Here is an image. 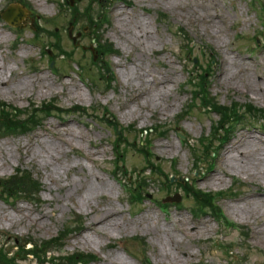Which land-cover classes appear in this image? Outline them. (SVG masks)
Returning a JSON list of instances; mask_svg holds the SVG:
<instances>
[{
    "label": "rangeland",
    "instance_id": "1",
    "mask_svg": "<svg viewBox=\"0 0 264 264\" xmlns=\"http://www.w3.org/2000/svg\"><path fill=\"white\" fill-rule=\"evenodd\" d=\"M10 1L12 0H0V11L6 8ZM27 1L34 12L41 16L37 20L43 27L50 30L57 25L62 46L73 52V59L79 64L77 62L71 64V61L57 57V67L60 69L59 74H55L49 67L43 46L49 45L55 38L51 37L48 31H43L40 32L41 42L39 44L32 42L33 30L29 25L31 20L35 19L33 13L25 15L20 36H17L14 30L16 27L9 26L0 17V30L9 37L7 41L0 42V62L8 63L13 69L12 74L8 72L11 79L19 77L26 82L24 87L13 89L0 85V102L26 108L31 102L40 105L44 101L56 98L59 105L64 108L78 104L84 107L96 106L99 108L98 116L102 115V107L106 106L124 126L133 125L134 130L131 131L129 138L135 140L137 145L143 140L144 135H141L139 130L156 125L170 126L171 130L165 133L166 135H154L152 138L150 152L155 158L154 161L160 164L165 173L175 175L177 181L186 177L192 180L194 174L198 172L196 185L202 190L225 191L236 182L235 186L239 192L223 199L220 205L231 218L249 230L250 238L244 240L241 236V231L247 229L227 230L224 237L213 218L195 216L192 213V198L185 196L183 190L178 189L176 184H165L163 175L154 176L150 185L142 190L151 197H147L143 203L132 205L124 183L133 185L145 178L149 169L142 171L146 166L143 155L130 146L127 154L119 156V169L117 173L114 172L116 154L112 144L115 138L113 129L98 118L80 113L48 117L42 126L28 134L0 136V144L3 143L4 146L0 152V159L4 160L0 164V176H10L16 167L21 166L31 170L43 183L40 202L11 200L7 202L0 196V234L11 240L30 236L40 240L49 239L56 236L67 222L75 218L74 214H79L83 218V230L66 240L64 252L82 251L98 256V260L89 264H103L104 257L110 254L119 255L128 264H142L143 257L150 258L153 264H264V239L259 237L257 239L255 235V227H258L259 220L231 213L234 212L232 206H236V203L242 205L244 200L248 201V194L264 193V180L260 176L248 177L235 168H220L219 162L220 156H228L227 147L237 142L243 143L240 138L243 134H255L264 140L262 126L258 121L238 125L231 140L222 146L214 160L204 157V160L214 161L211 170L207 164L195 168L191 151L178 136L179 133H188L193 145L200 136L210 133L212 122L218 119V116L205 113L201 109L200 114L195 111L179 125L176 123L177 114L191 99L190 87L187 86L188 77L197 76L201 70L199 66H194L192 60L196 58L197 64L203 63L206 66L211 55L207 45L213 46L217 52L211 66L210 78L214 96L222 103L228 104L237 100L240 103L252 102L264 108V95L260 94L259 90V88L264 90V39L260 32L264 23L262 10L264 0L257 2L207 0L215 4L223 14V20L216 22V27L183 15L184 11L191 12L186 9L187 7L195 3L200 4L202 0H185L184 8H181L176 0H173L175 5L173 3L172 6L164 0H117L111 4L100 0L105 6L104 10L109 9L107 15L110 22L102 25L99 30L84 27L88 24L86 19L88 15L93 16L101 11L99 0H76L73 6L65 7L59 5L58 0H45V3L37 0ZM75 6L78 8L76 13L73 12ZM119 8L138 15L144 21L153 38L151 47L144 43L141 44L146 47L145 49L141 44L137 46L128 44L119 36L115 29L118 21L116 11ZM159 12L168 15V22L160 19ZM199 12L200 8L195 10L194 14ZM83 13L87 15L83 16ZM54 18H57L56 22L45 21ZM69 27L72 28L75 43L68 36ZM178 27H184L194 39L195 47L188 55L187 47L182 44L176 33ZM95 35L100 36L102 40L112 41L119 50L117 56L109 58L117 76L111 89H107L103 79H98V66L92 63L88 66L91 48L95 49L97 46L93 39ZM219 35L222 41L217 40L216 36ZM256 37L261 40V44L257 45ZM200 46L204 48L201 49ZM141 52L145 55H141ZM56 53L55 49L52 55L56 56ZM227 59L230 63L235 59L238 63H248V71L231 68L232 81L220 82L219 72L226 69L224 62L226 63ZM66 62L73 66L66 67ZM99 64L104 65L102 62ZM81 65L87 66V72L82 71ZM136 65L141 72L157 78L164 74L176 78V82L170 83L169 94L165 95V100L171 102L168 108L143 101L139 104L131 99L133 96L127 85L126 75L129 73L131 77ZM170 70L175 74L168 72ZM89 75L96 76L97 85L92 83ZM29 78L35 82L31 83ZM196 103V107L199 106V101ZM61 129H66L67 134H59L58 131ZM69 139L71 144L64 143ZM163 144L168 146H162ZM49 147L53 150H49ZM51 153L54 158L50 156ZM91 175L103 178L106 190L103 194L92 197L90 203L84 204L81 191L85 190L82 187L86 186V178ZM216 175L223 178L221 182H212ZM175 193L181 194V201L178 204L171 203L166 211L168 217L174 215L192 225L205 224L212 229L206 234L191 237L184 231L173 228V232L184 242L182 252L176 254V259L173 254L163 259L160 256V236L165 232L162 227L156 230L154 225H146L141 218L150 212L151 216L159 220L161 226L167 224L165 213L160 210L158 203L163 197ZM107 200H111L117 209L123 211L130 224L138 222L141 226L136 230L125 229L120 234L110 235L107 239L84 244L81 240L83 235H98L88 231L87 225L99 216L97 209ZM261 219L264 220V213ZM138 237L145 238L147 245H139L134 239ZM216 240L218 242L222 240L223 245L229 243L233 245L232 257L226 254L225 248L217 244ZM188 252H192L191 257H187ZM23 264L37 262L30 258L23 261Z\"/></svg>",
    "mask_w": 264,
    "mask_h": 264
},
{
    "label": "bare ground",
    "instance_id": "2",
    "mask_svg": "<svg viewBox=\"0 0 264 264\" xmlns=\"http://www.w3.org/2000/svg\"><path fill=\"white\" fill-rule=\"evenodd\" d=\"M44 1L45 0H37ZM166 3L173 5V0H164ZM178 5L181 8H184L185 0H176ZM199 4V3H198ZM197 3L187 7L186 9L191 10V12L184 11L183 15L187 18L199 21L201 20L204 23H208L214 27L215 23L223 20V14L219 11L215 4L209 3L207 0H202L198 5ZM175 5V3H174ZM200 8L198 14H194L195 10ZM123 15L122 18H118L117 31L119 35L126 37L128 44L137 46L141 43H144L147 47L152 46V35L148 32V27L144 21L136 15H132L127 11L119 8L117 10V17ZM121 17V16H120ZM226 18V15H225ZM119 38V37H118ZM128 38V39H127ZM218 41H222L221 36H216ZM9 37L5 34L3 30H0V42L7 41ZM142 45V44H141ZM143 46V45H142ZM145 49L146 47L143 46ZM143 49V50H144ZM141 55H145L144 52H141ZM236 59L230 63V60L227 59L225 64L226 69L224 68L219 72L220 82L230 83L232 81L231 68H236L238 71H248L249 64L246 62H237ZM125 66V65H124ZM135 71L131 77L129 73L127 76V84L131 90V94L135 99H142L144 103H150L152 105L164 106L168 108L171 105V102L165 100V95H168V90L170 88L171 82H176V78L173 75L164 74L162 77H154L148 73L140 71V68L136 65L134 67ZM8 72L12 74L13 69L10 68L8 63L0 62V85H4L7 89H13L14 87H24L25 80L23 78H14L11 79V76L8 75ZM172 74H175L173 71ZM31 83H34L35 80L29 78ZM28 81V80H27ZM28 81V82H29ZM137 88V90H134ZM260 94L264 95V90L259 88ZM67 129V128H66ZM66 129L59 130V134H67ZM243 141L242 144L237 142L231 147H227L226 151L228 156L223 164L227 168H235L236 170L242 172L246 176H260L264 180V140L258 137L255 134L246 133L240 136ZM71 139L64 141L66 144H71ZM63 143V142H62ZM162 146H168L162 145ZM4 149L3 143L0 144V152ZM49 150H53L52 147H49ZM50 156L54 158V155L51 153ZM4 160L0 159V164ZM223 178L218 177L217 175L213 177L212 182L219 181L221 182ZM103 178H97L95 176H89L86 178V186L82 187L85 190L81 191V199L84 204L90 203L92 197L97 196L98 194H103L106 190V185ZM67 185V184H66ZM264 193L259 194H248V201L244 200L242 205L236 203V206H232V210L235 214L246 216L249 219L259 220L258 225V237L264 239V220L261 219L262 214L264 213ZM23 211V209H20ZM98 217L92 219L88 225L87 229L90 232L95 234H88L87 236L83 235L81 240L84 244L88 242H93V240H103L109 238L110 235L117 233L120 234L123 230L132 228L136 230L138 226H141V223L133 222L129 223L123 211L117 209L111 200H107L103 205L97 209ZM11 221V219H10ZM141 221L147 223L146 225H154L156 230L158 228L163 229L165 232L163 236H160V256L165 259L173 254L174 259H176V254L181 251V248L184 245L182 239L177 237V234L173 232V228L178 231H184L186 235L191 237H197L202 234H206L211 231L212 227L205 224H190L186 221L177 218L169 222V224L160 225L159 220L151 216L150 212L144 214L141 218ZM100 245V242L98 243ZM185 252V251H184ZM159 256V257H160ZM192 252L187 253V257H191ZM103 264H128L126 260L116 254L106 255L104 257Z\"/></svg>",
    "mask_w": 264,
    "mask_h": 264
},
{
    "label": "trees",
    "instance_id": "3",
    "mask_svg": "<svg viewBox=\"0 0 264 264\" xmlns=\"http://www.w3.org/2000/svg\"><path fill=\"white\" fill-rule=\"evenodd\" d=\"M20 125V124H19ZM11 128L12 127H17L15 124L14 125H12V126H10ZM22 129H26V126H23L22 125V127H21ZM22 179L24 180V181H31V183L34 185V188L36 189V188H39V184L37 183V182H35V181H33L32 179H31V177L26 173V174H24L23 176H22ZM26 182L25 183H23V185L24 184H26ZM19 186V181H18V176H15V177H13V178H11V179H9V180H6L5 181V187L6 188H8V189H16V188H19L18 187ZM56 241H49V242H45L44 244L46 245V248H48V246H51V245H53L54 243H55ZM36 247H37V245H36ZM45 248V249H46ZM31 252V251H30ZM37 254V253H36ZM5 254L4 253H2V250H0V256L2 257V256H4ZM81 257H82V254H75L74 256H71V257H69L64 263H62V264H76L80 259H81ZM53 264H56L55 262H53Z\"/></svg>",
    "mask_w": 264,
    "mask_h": 264
},
{
    "label": "water",
    "instance_id": "4",
    "mask_svg": "<svg viewBox=\"0 0 264 264\" xmlns=\"http://www.w3.org/2000/svg\"><path fill=\"white\" fill-rule=\"evenodd\" d=\"M17 10H20V8H17ZM15 11L16 9L12 8V9H9L7 12H4L3 15L9 22L14 23L12 20V15L14 14Z\"/></svg>",
    "mask_w": 264,
    "mask_h": 264
}]
</instances>
